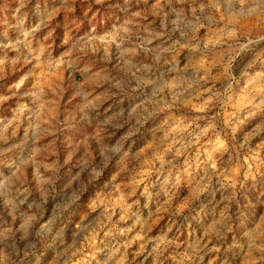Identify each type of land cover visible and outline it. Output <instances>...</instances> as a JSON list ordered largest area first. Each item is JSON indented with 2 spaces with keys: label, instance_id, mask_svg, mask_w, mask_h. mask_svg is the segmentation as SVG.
Here are the masks:
<instances>
[{
  "label": "rangeland",
  "instance_id": "1",
  "mask_svg": "<svg viewBox=\"0 0 264 264\" xmlns=\"http://www.w3.org/2000/svg\"><path fill=\"white\" fill-rule=\"evenodd\" d=\"M0 264H264V0H0Z\"/></svg>",
  "mask_w": 264,
  "mask_h": 264
}]
</instances>
